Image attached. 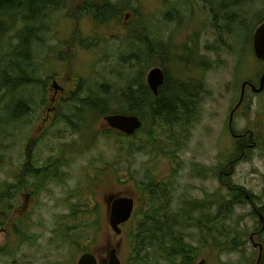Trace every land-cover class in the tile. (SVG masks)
<instances>
[{
	"label": "rangeland",
	"instance_id": "obj_1",
	"mask_svg": "<svg viewBox=\"0 0 264 264\" xmlns=\"http://www.w3.org/2000/svg\"><path fill=\"white\" fill-rule=\"evenodd\" d=\"M113 1L123 10L117 19L103 22L85 8L91 0H62V5L44 11L41 23L31 24L39 32L34 42L24 32L26 25L21 24L20 16L14 20L7 17L10 28L0 34V64L11 69L27 63L24 59L20 65L13 53L21 37L32 40L31 48L37 41L32 62L41 81L8 94L0 85V122L10 109L28 112L10 127L0 128V193L6 189L4 202L13 199L10 204H15L13 214L0 212V264H76L86 249L104 255L117 242L122 263L131 264L138 213L146 200L140 188L149 180L168 182L174 210L229 194L228 181L244 187L253 196V203L237 206L229 219L244 226L247 235L243 246L229 254L202 248L196 264L202 258L206 264H255L264 244L262 223L256 216L251 218L253 209L264 205V93L257 95L248 88L246 105L235 114V130L252 128L257 142L255 148L246 149L243 158L235 148L228 122L242 82L248 78L256 81L264 71V63L256 58L252 46L253 31L264 20V2L241 0L224 9L222 0ZM224 15L230 21L226 22ZM146 42L158 46L166 59L154 55L148 61ZM153 66L167 70L174 81L200 79L207 88L198 118L189 124L186 141L181 139V130L173 126L152 125L149 115L143 118V128L128 138L112 132L103 115L96 116L94 110L85 113V126L72 117L75 90L86 96L107 84L112 89L103 88L105 91L119 90V96L109 103L115 108L122 88L134 79L146 81ZM54 81L65 86L55 99ZM49 106H58L59 112L46 120ZM172 134L179 138V145L168 139ZM26 155L38 170L58 161L68 177L61 183L53 179L44 191L35 194L30 187L34 179L22 177L25 166L21 162ZM232 160L236 161L234 172L226 177ZM94 174L95 179H90ZM14 182L23 183L21 191L12 188L9 195ZM92 185L91 195L78 196ZM120 186L135 196L138 213L117 236L106 216L104 194ZM82 209L89 210L86 216L70 217ZM205 214V210L190 209L188 221L205 219ZM85 221L95 224L91 230L96 232L87 229L90 242L88 235L81 239L78 229H86ZM184 233L186 242L196 244L201 231L188 227ZM62 234L71 242H63Z\"/></svg>",
	"mask_w": 264,
	"mask_h": 264
},
{
	"label": "trees",
	"instance_id": "obj_2",
	"mask_svg": "<svg viewBox=\"0 0 264 264\" xmlns=\"http://www.w3.org/2000/svg\"><path fill=\"white\" fill-rule=\"evenodd\" d=\"M240 1L222 0L221 5L223 8H226L228 5H238ZM261 1L264 2V0ZM61 3L62 0H0V34L7 32L10 28V25L6 23L7 17L14 20L13 16L19 14L22 22L27 25L24 32L31 35L34 42L37 39H35V34L39 32L34 31L31 28V24L41 23L43 21L41 15L44 14V11L51 6L52 8L60 6L62 5ZM85 8L96 19L103 22H107L115 17L118 18L123 10L122 6L117 2H112V0H91ZM224 20L226 22L230 21L226 15L224 16ZM12 28H14V21ZM232 32L230 29V33ZM31 43L32 40L29 41L25 37H21L18 49L13 53V56L20 60V65L24 59L27 63L22 64V66L15 65L18 67H12L11 69H3L2 63L0 64V72H2L0 74L2 77L0 85L3 89H8L9 93L14 88L17 89L26 84L40 81L37 77L38 71L32 62L33 49L39 43L36 41V45L33 48H31ZM145 45L147 47V56L149 57L148 61H151L154 55H158L162 60L166 59L164 52L159 51L158 46H153L148 42ZM103 88L112 89L110 86L104 84L98 87L97 92L89 91L86 96H82L83 91L78 90L79 92H76L73 96V100L78 106L73 108L74 113L72 117L77 120H83L85 113L90 112V110H94L98 114L100 112L104 114L123 112L140 116L149 115V119L153 123L172 127L171 120L173 115V122H176L177 126L183 125L190 111L192 114L190 122L196 120L199 113L197 104L198 92L203 88V84L199 80H190L189 82L174 81L169 78L168 71L166 70V81L160 89L159 96L155 97L152 94L144 80L140 78L134 79L122 88L123 92L118 98L119 106L115 108H112L109 103L119 96V90L107 92ZM13 110L10 109L8 117L0 122L3 125L0 128L10 127L13 122L18 121V117L20 118L28 114L27 111L18 113L16 110ZM85 110L88 111L85 112ZM154 141H158L155 136ZM27 160L32 163V167L28 164L25 167L24 174L19 175H22V177H28L29 175L34 179V184L30 187L36 194L40 193L52 178L65 180L68 176V173L61 169L58 161L51 164L53 166L48 165L47 167H43L42 170H38L30 158ZM95 176L90 177V179H95ZM143 184H145V187L143 186L140 189L142 193H145L146 200L143 199L145 201L142 207L143 211L138 213L139 219L134 235L135 245L133 247L135 254L131 258V264H196L197 259L202 254L200 252L202 248H211L212 250H220L225 254H229L243 246V238L247 235L244 226L240 227V221L232 222L229 219L236 212L237 206L247 203L244 187L230 185L229 195L223 196L219 202H212L213 204L209 202L208 210L210 211L206 213L205 219L188 222L185 221L184 216L189 206L180 210L173 209L171 205L172 189L168 188V184H159L153 181H147ZM22 185V182L12 183L9 195L12 188H16L20 192ZM94 186L92 185L87 193H82L78 196L91 195L90 191L93 190ZM82 189L80 190L81 192ZM6 195V189L2 190L0 193V203L4 202V199L8 197ZM10 201L9 203L4 202L0 204V212L2 214H7L8 212L13 214L12 211L15 205L10 204ZM89 203L93 204L94 202L91 200ZM157 203L159 204L157 205ZM212 209L215 210L211 211ZM88 211L82 209L72 213L70 217L73 220L80 219V215L86 216ZM262 211L264 213V207ZM193 226L201 231L196 244L188 243L185 240L184 230ZM93 227H95V224L89 221L86 223V229H83L82 226L79 227L81 239H84L85 235H88V239V231L90 233ZM67 237V235L62 234L60 239L63 242H71L67 240ZM87 250L89 249L85 251ZM260 264H264V250Z\"/></svg>",
	"mask_w": 264,
	"mask_h": 264
},
{
	"label": "water",
	"instance_id": "obj_3",
	"mask_svg": "<svg viewBox=\"0 0 264 264\" xmlns=\"http://www.w3.org/2000/svg\"><path fill=\"white\" fill-rule=\"evenodd\" d=\"M253 48L256 56L264 61V22L255 30L253 34ZM165 71L161 67L157 66L152 68L147 74V83L154 94H158L159 88L165 82ZM246 82L244 83V87ZM57 87V85H56ZM253 90L257 92H261L264 89V73L260 78V87L252 86ZM243 97V94H242ZM241 97V100H242ZM234 111L231 113L230 124L233 121ZM105 120L108 125L114 129L120 130L123 133L131 135L135 133L141 127V120L136 115H125L121 113L110 114L105 116ZM134 210V200L133 198L127 196H119L113 198L112 203L109 205V222L113 230L117 234H121L122 229L120 227L121 224L126 223L130 220L132 213ZM263 219V217L261 216ZM253 238V236H252ZM257 245V244H256ZM112 248L109 252L108 259L106 261H102L100 264H122L120 258L117 255V248ZM261 252L263 250V246L260 245ZM262 254V253H261ZM259 257V261L261 259ZM259 261L257 264H259ZM78 264H99L97 258L94 254L86 252L82 254L78 260ZM199 264H206V260L202 259Z\"/></svg>",
	"mask_w": 264,
	"mask_h": 264
},
{
	"label": "flooded vegetation",
	"instance_id": "obj_4",
	"mask_svg": "<svg viewBox=\"0 0 264 264\" xmlns=\"http://www.w3.org/2000/svg\"><path fill=\"white\" fill-rule=\"evenodd\" d=\"M53 79H54V76H52V80ZM245 81H247V79ZM248 81H250V80H248ZM250 82L252 84H254L256 87L259 86V80H256V81H253V82L250 81ZM58 85H59V88H57V89L54 88L53 99H55L59 93H63L65 91V86L62 83H61V85L58 83ZM248 88H250L252 90V87L249 84L244 88V92H245L244 101H243L242 105L239 107V109L236 111V113L240 109H243L244 106L246 105V102H247V89ZM241 91H242V86H241ZM241 91H240V94H241ZM262 92L264 93V90ZM259 94H262V93H259ZM259 94H257V95H259ZM75 106H78V105L75 104ZM46 112H47V110H46ZM48 112L49 113L45 115V119L46 120H49L50 116H52V115L54 117L59 112V107L58 106L57 107H55V106L54 107H50L49 106L48 107ZM191 115L192 114H191V111H190L189 114H188V117L185 119L184 124L183 125H179V126H177L178 124L176 122H173V115H172V125H173L174 129L182 130V132H183L182 136H183L184 140H186L188 138V131H189V124H190ZM106 126H108V125L106 124ZM106 129H108V127H106ZM111 130H112V132H115V131L119 132L117 130L114 131V129H111ZM251 132L254 133V136H253V139H254L255 132L251 128L247 129L244 132H238V133L235 132L237 135H239L238 137H235V145H236L238 151H243V154H245V151H246L247 148H250L249 146H250V143H251ZM119 133H121V132H119ZM236 138H238V139H236ZM27 158H28L27 155L23 156V160L21 162L22 166L26 167L28 164H30L31 167H32V163L30 161H28ZM51 166H53V165H51ZM45 167H47V166H45ZM231 172H232V169L229 172L227 171L226 174L230 175ZM119 190H121V191H119ZM108 195H109V197L107 199V204L108 205H107V210H106L107 218H108V215H107L108 206L112 203L113 198H116V197H118L120 195H127V196L130 195V196H133L135 198V196L132 195L130 192H128L123 186H120L119 189L110 190L109 192L104 194V197H106ZM135 201H136V204H135V212H134V214H136V210H137V206H138V202H137L136 198H135Z\"/></svg>",
	"mask_w": 264,
	"mask_h": 264
},
{
	"label": "bare ground",
	"instance_id": "obj_5",
	"mask_svg": "<svg viewBox=\"0 0 264 264\" xmlns=\"http://www.w3.org/2000/svg\"><path fill=\"white\" fill-rule=\"evenodd\" d=\"M123 113V112H122Z\"/></svg>",
	"mask_w": 264,
	"mask_h": 264
}]
</instances>
